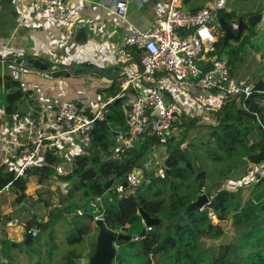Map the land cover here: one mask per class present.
Segmentation results:
<instances>
[{"label": "trees", "instance_id": "1", "mask_svg": "<svg viewBox=\"0 0 264 264\" xmlns=\"http://www.w3.org/2000/svg\"><path fill=\"white\" fill-rule=\"evenodd\" d=\"M188 3V0H183L186 7ZM220 16L229 23L242 17L248 25L240 39L225 44L222 38L218 44L217 54L229 58L233 78L247 42L256 35L262 14L259 10L244 13L235 2L231 12L222 11ZM133 49L140 62L142 51ZM20 85L11 76H5L4 87L10 93L3 99L5 112L11 120L21 114L20 104L27 98L19 89ZM262 99L263 80L251 89L249 96L238 95L229 99L217 114V126H199L195 118H183V137L188 139L187 142L176 143L174 138L166 141L169 156L160 167L161 173L155 169L149 175L150 183L144 181L134 190L119 193L117 188L126 187L128 176L139 168L150 150L165 142L154 135H147L123 160L110 159L116 145V134L126 130L129 108L124 106L123 100L109 106L106 121L95 128L93 148L74 159L68 174L58 175L56 167L59 160L47 152L43 166L28 171L26 175L34 171L44 179L55 174L61 182L69 183L63 204L76 197L90 202L100 200V209L88 206L71 222L77 227V234L69 238L71 245L84 240L91 232V223H96L98 217L103 218L109 229L131 236L140 235L145 228L140 209L160 220L140 239L119 241L115 264H264V193L244 201L243 186L230 190L219 182L210 187L207 184L208 178L214 175L229 177L237 167L264 164V105L259 104ZM195 130V134L200 130L201 133L195 135L192 133ZM15 163L17 160H11L9 165L0 168V195L9 189L17 195V204L33 198L26 194L28 178H17ZM43 189L38 190V195L44 198L48 189ZM203 194H207L210 204L202 212L189 213L184 218L187 205ZM210 213H214L220 223L215 224ZM62 216L63 212L59 210L56 215L53 212V220L46 223L38 218L21 222L26 230L24 241L16 243L3 239L2 247L19 249L23 244H31L33 229L57 223V218ZM2 218L0 214V223ZM7 218L9 216L5 218L6 222ZM227 221L232 222L235 235L228 242L215 246L213 251L207 249L206 240H218L226 235L222 223ZM82 259L76 251L70 252L64 264H80Z\"/></svg>", "mask_w": 264, "mask_h": 264}, {"label": "built area", "instance_id": "2", "mask_svg": "<svg viewBox=\"0 0 264 264\" xmlns=\"http://www.w3.org/2000/svg\"><path fill=\"white\" fill-rule=\"evenodd\" d=\"M32 1L38 12L24 23L43 28L42 18L47 17L59 27L64 43L75 37L77 13L94 4L91 0ZM227 9L228 0H217L212 8L189 13L183 9L182 0H170L164 17L155 18L148 29L138 31L126 40V46L142 51L138 68L122 74L117 96L102 102L93 114L75 102L48 107L31 93L25 83H21L19 89L32 102L29 112L12 122L5 112L4 99L0 98V168L22 156L23 162L15 170L17 178L25 177L28 171L38 167L37 160L45 151L59 160L56 170L63 173L59 175L68 174L74 159L93 148L95 128L106 121L109 106L116 100L126 99L129 92H136V98L126 114V130L116 134V145L110 159L123 160L147 135H154L162 142L179 137L183 132V118L178 116L175 107L168 102L166 92L155 82L158 74L169 75L180 87L193 85L204 92L220 94L222 107L234 96H249L251 86H234L229 58L217 54L218 44L224 36L219 23L220 13ZM114 13L120 19H126L125 1L116 3ZM230 24L237 31L238 20ZM201 59L211 63L209 70L200 65ZM259 104L264 105V99ZM211 124L217 126L218 119H213ZM63 166H68L70 171L60 169ZM134 172L128 176L126 187L117 188L119 193L142 185ZM150 174L147 172L144 179H149ZM256 176L255 181L264 180L263 165L256 168ZM210 217L215 224L220 223L214 213H210ZM38 234V229L32 230L33 237Z\"/></svg>", "mask_w": 264, "mask_h": 264}, {"label": "crops", "instance_id": "3", "mask_svg": "<svg viewBox=\"0 0 264 264\" xmlns=\"http://www.w3.org/2000/svg\"><path fill=\"white\" fill-rule=\"evenodd\" d=\"M91 1L94 4L76 15L75 37L72 41L64 43L59 35V27L51 19L42 18L45 24L43 28L24 23V20L29 17L34 18L35 13L38 12L32 0H0V98L10 93L4 87L6 75L20 84L25 83L31 93L43 100L48 107L62 102H75L93 114L102 102L117 96L122 74L136 71L139 65L136 52L125 45L126 40L138 31L148 29L155 18L164 17L170 0ZM118 1H125L127 5L125 20L114 13ZM188 1L186 7L182 0V7L186 12L205 7L212 8L217 0ZM235 2L244 13L259 10L262 14V0H255L251 6L248 1L228 0V12H231ZM260 29L264 38V14L256 33ZM257 41L260 43L258 45L260 48L257 49L254 46L257 44L250 43V40L247 42L240 60V72L239 69L234 72L232 80L234 86H243L259 68L261 62L262 67L258 75L249 85L253 89L259 81H264V41L259 42V39ZM37 59L50 64L51 68L47 71L35 69L30 61ZM199 63L207 70L212 66L206 59H201ZM63 69L69 70V77H52L51 72ZM105 76H109L110 79ZM155 82L166 92L167 100L175 107L178 116L195 118L199 121L198 125L204 127L210 126L212 120L217 119L223 102L220 94L214 91L204 92L193 85L180 87L167 74L156 75ZM135 98L136 92H129L122 102L129 108ZM31 106L32 102L27 98L24 99L20 104L19 117L29 112ZM16 119L17 117L10 120L14 122ZM194 132L196 130L192 133ZM45 154L44 151L37 160L38 166H43ZM168 156L169 151L165 142L154 146L140 163L150 159L153 163L151 170L157 169L161 173L160 167L164 165ZM15 160H17L14 167L16 169L23 162V158L19 156ZM60 169L70 171L68 166ZM25 177L28 178L27 196L37 200L34 192L44 187L43 178L40 177L41 179L38 180L32 172ZM3 194L4 192L0 197ZM16 209V207H8L4 216H10ZM0 214L2 215V212ZM40 221L43 223L42 220ZM15 226L18 229H15ZM21 226L14 218L11 220L7 218V222L2 218L0 239H8L6 232L11 238L16 231H22ZM18 237V241H22V232Z\"/></svg>", "mask_w": 264, "mask_h": 264}, {"label": "rangeland", "instance_id": "4", "mask_svg": "<svg viewBox=\"0 0 264 264\" xmlns=\"http://www.w3.org/2000/svg\"><path fill=\"white\" fill-rule=\"evenodd\" d=\"M255 0H249V6L253 4ZM229 5V4H228ZM248 6V5H245ZM263 35L260 33H256V35L250 40L252 42L255 49L260 43H258L257 39L264 41L262 38ZM256 39V40H253ZM253 46V45H252ZM2 68V66H1ZM239 67L237 68V70ZM240 72V69L239 71ZM5 97V95H4ZM3 98V97H1ZM184 132V130H183ZM183 132L179 137L174 138L177 142H187L188 139L183 137ZM205 132V131H204ZM202 131V133H204ZM201 130L198 131L195 135H199ZM173 139V138H172ZM153 163L150 159H147L143 163L139 165V169L134 172L135 175L139 176L141 183L146 181L150 183V179H144V176L147 172H151V167ZM214 169V167H212ZM256 168L257 167H247L240 166L234 169V171L230 174V176H220L214 175L207 180L208 187L213 186L214 183L219 182L221 186L227 187L230 190H237L239 186H243V199L246 201L248 198L252 196H256L260 193H264V180L260 182L255 181L256 176ZM34 175L38 177L40 180L41 175L37 174L33 171ZM59 175V171H57ZM58 175H50L48 177H44V187L48 189L45 191L44 198L38 195V191L34 192L37 200L33 199H24L21 203L16 204L17 195L13 192L6 190L2 197H0V212H2V216L4 219V213L8 210V207H16V211H14L9 218H14L21 224V222H27L32 219L42 220L43 223L53 220L52 217L53 212H58L61 210L63 212L62 217L57 218V223H53L48 227H41L39 230V234L34 237L33 242L31 244H23L19 247V249H10L9 247H2V240L0 239V257L1 262L3 264H64L66 261V257L70 252H75L83 257V259H87L90 257L92 252L96 247L97 237H98V229L96 223H91V232L84 237V240L81 243L71 245L69 243V238L74 234H77V227L71 225V222L77 218L78 214L86 211L88 206L100 209V201L94 200L90 202L89 200L85 201L81 197H76L72 200H69L63 204L66 199V195L68 192L69 183L61 182L58 178ZM44 176V175H43ZM228 177V178H227ZM229 180H227V179ZM251 183V184H249ZM66 184V185H65ZM43 189V190H46ZM66 218L68 220L66 221ZM6 220V219H5ZM85 223H88L86 219ZM226 235L222 239L218 240H206V248L209 250H214L215 246H219L220 244L228 242L231 237L235 235V229L231 221H227L222 223ZM15 229H18L15 226ZM20 230L16 231L11 238H9L8 232H6L8 240L11 242L21 243L25 238V227L21 226ZM22 232V241L19 240V235ZM12 257V258H10ZM0 262V264H2Z\"/></svg>", "mask_w": 264, "mask_h": 264}, {"label": "water", "instance_id": "5", "mask_svg": "<svg viewBox=\"0 0 264 264\" xmlns=\"http://www.w3.org/2000/svg\"><path fill=\"white\" fill-rule=\"evenodd\" d=\"M219 23L224 31V43H228L231 40H238L241 38L242 32L248 28V25L244 23L243 18L238 19V29L235 31L234 27L226 20L224 16H220ZM30 64L37 70L47 71L51 68L50 64L44 63L42 60L37 59L30 61ZM262 67V62L259 68L251 76V78L242 86L243 88L249 85V83L258 75ZM68 69H63L60 71L51 72L52 77L59 78L63 76H70ZM107 79L109 76H105ZM110 79V78H109ZM119 101V100H117ZM210 204V199L207 194H203L197 198L193 203L187 205L183 212V217L186 218L189 213H200ZM139 215L142 217L145 228L140 235H125L116 231L109 229L103 219L96 220V226L98 228V237L96 242V247L93 255L87 259H82L80 264H115V259L117 255V243L121 240L131 241L140 239L145 235L147 230L160 223V220L154 219L149 214L139 210Z\"/></svg>", "mask_w": 264, "mask_h": 264}]
</instances>
